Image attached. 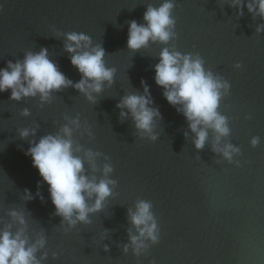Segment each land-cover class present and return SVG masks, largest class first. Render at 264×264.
I'll return each instance as SVG.
<instances>
[{
	"label": "water",
	"instance_id": "water-1",
	"mask_svg": "<svg viewBox=\"0 0 264 264\" xmlns=\"http://www.w3.org/2000/svg\"><path fill=\"white\" fill-rule=\"evenodd\" d=\"M163 2L0 0V68L43 48L75 84L81 75L64 47L66 34L75 32L102 47L105 66L115 69L93 101L72 86L51 92L47 101L39 95L12 100L10 90L0 92V230L10 225L15 232L21 225L10 212L22 213L29 242L44 240L35 254L40 264H264V19L245 7L250 0L239 7L232 0H172L168 41L130 50L129 22L144 23L146 8ZM164 48L199 58L206 72L228 85L220 89L217 112L229 131L218 144L209 128L203 148L196 149L179 106L156 85L154 66ZM145 87L159 112L155 139L116 106L125 95H144ZM64 126L72 129L84 174L115 182L103 207L73 225L55 214L47 184L25 155L29 141ZM24 128L35 134L21 138ZM253 138L259 139L255 146ZM214 144L238 151L229 160ZM88 151L98 154L91 162ZM105 165L112 168L107 177ZM140 201L151 204L157 239L142 238L136 250L130 236L138 233L128 213Z\"/></svg>",
	"mask_w": 264,
	"mask_h": 264
},
{
	"label": "clouds",
	"instance_id": "clouds-1",
	"mask_svg": "<svg viewBox=\"0 0 264 264\" xmlns=\"http://www.w3.org/2000/svg\"><path fill=\"white\" fill-rule=\"evenodd\" d=\"M241 0H232V6L239 7ZM172 0H164L159 7L148 6L143 14L142 24L135 20L128 24L127 47L136 51L146 47L148 42H167L174 24L171 17ZM250 13H255L264 19V0H250L245 5ZM260 28H257L259 31ZM65 51L70 53V63L81 75V79L73 84L47 58V50L38 53L28 52L22 61L8 62L6 67L0 68V92L10 90V99L20 100L21 97H35L39 95L41 101H47L50 93L61 88L72 86L86 99L93 101V93L102 91L104 82L111 84L115 69L108 68L104 62V49L91 46L90 37L83 33L66 34ZM239 67V65H237ZM154 81L164 89L163 96L172 106L177 107L188 122L189 130L194 134L193 145L196 149L203 148L207 140V130L211 128L218 135L216 142L228 134L226 120L217 112L221 96L220 89L227 88L226 83L206 72L199 58L182 55L162 49L159 63L154 66ZM152 101L147 87L144 95L128 94L121 98L117 108L120 116L130 114L134 126L143 134L151 135L154 128V118L159 117L157 109L150 107ZM27 109L22 115L27 116ZM77 124L76 120L71 121ZM35 129L24 128L19 131L21 138L34 135ZM72 129L64 126L60 133L45 135L37 142L29 141V148L25 152L31 157L34 167L42 181L48 186L49 199L55 208V214L62 217L69 225L77 221L87 222L89 213L99 211L105 199L111 194V187L115 182L110 179L89 178L84 174V161L75 152L71 139ZM258 138H253L251 144L255 146ZM213 150L221 152L226 159L231 160L232 153L237 152L231 144L223 147L213 145ZM98 155L88 151L86 156L91 162ZM112 171L109 165L103 168L105 177ZM39 195V193H37ZM26 200L32 199L25 190ZM92 203L89 204L88 201ZM10 216L21 225L15 232L11 226L0 230V264H40L36 252L43 247L44 240L39 238L30 243L25 234V218L22 213L12 211ZM129 221L137 230L138 235H131L130 241L136 250L143 247L142 238L152 241L156 237V223L151 212V204L140 201L135 211L129 210Z\"/></svg>",
	"mask_w": 264,
	"mask_h": 264
}]
</instances>
